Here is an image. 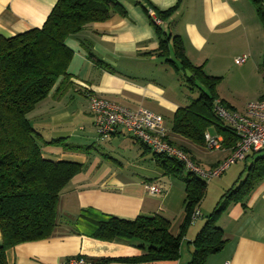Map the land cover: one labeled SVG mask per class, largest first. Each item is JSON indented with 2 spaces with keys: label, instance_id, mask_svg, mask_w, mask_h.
Listing matches in <instances>:
<instances>
[{
  "label": "crops",
  "instance_id": "1",
  "mask_svg": "<svg viewBox=\"0 0 264 264\" xmlns=\"http://www.w3.org/2000/svg\"><path fill=\"white\" fill-rule=\"evenodd\" d=\"M57 1L0 0V35L11 37L42 27ZM149 1L161 10L180 1L179 9L158 25L165 34L180 36L194 66H202L207 75L220 78L215 102L243 112L249 102L264 96V26L251 0H119L126 15L114 13L108 20L90 24L66 39L74 51L68 67L73 86L56 97L54 91L61 78L57 81L51 95L40 104L34 126L47 141L66 138L68 143L88 149L43 146L47 158L81 163L83 168L61 194L58 225L52 236L10 247L9 264H65L80 256L103 264L97 260L142 254V249L130 240L106 241L89 236L78 220L87 208L127 220L160 213L171 219V234L177 236L183 230L187 217L185 183L165 175L155 164L149 147L126 130L101 140L93 123L88 91L130 108L144 106L161 114L170 140L186 148L203 168L214 167L233 153L238 140L234 144L226 140L215 126L207 133L220 139L221 148L212 150L172 130L177 110L189 105L200 90L192 89L182 75L184 71L177 73L168 59L157 53L160 33L151 21L152 15L145 11V7L153 9ZM86 46L106 66L96 65L88 57ZM242 56L246 60L237 63ZM125 149L134 153H126ZM258 156L249 153L242 161L243 167L231 172L216 202L207 203L206 192L198 214L182 233L181 255L173 264H190L194 241L207 216L224 201L227 191L248 176V161L251 165ZM233 164L216 178L223 179ZM148 184H160L165 190L152 194ZM217 224L224 232L226 245L209 255L205 264H264V176L255 179L253 189L242 200L230 201Z\"/></svg>",
  "mask_w": 264,
  "mask_h": 264
},
{
  "label": "trees",
  "instance_id": "2",
  "mask_svg": "<svg viewBox=\"0 0 264 264\" xmlns=\"http://www.w3.org/2000/svg\"><path fill=\"white\" fill-rule=\"evenodd\" d=\"M251 1L264 26V0ZM149 4L163 21L180 7V1L166 10L150 1ZM145 11L150 15L148 7ZM114 13L127 14L119 0H58L42 27L11 37L0 35V264H9L7 250L10 247L48 239L58 225L61 194L83 165L47 158L43 146L54 144L81 151L88 148L72 145L66 138L45 140L34 126V116L60 78L54 96H63L73 86L68 67L74 51L66 39L90 24L108 20ZM151 21L160 33L161 46L157 53L165 56L177 73L184 71L182 75L192 89L197 87L200 90L189 105L177 110L172 130L205 145L207 130L215 126L226 140L230 139L234 144L238 140L237 134L215 111L216 87L220 78L207 75L202 66H194L186 55L180 36L165 34L154 19ZM86 48L88 57L96 65L106 66L89 46ZM186 70L192 73L190 77ZM177 147L189 155L186 148ZM152 154L155 164L165 175L185 183L187 217L183 230L177 236L171 234V219L160 213L127 220L95 208L83 209L78 220L89 236L106 241L127 239L142 249L138 257L102 258L97 260L100 263L173 264L180 258L182 233L206 195L208 180L174 156ZM248 171V176L227 191L224 201L207 216L194 241L190 264H205L209 255L225 247L226 239L217 224L218 218L230 201L242 200L243 195L253 189L255 179L264 176V157L259 155L248 166Z\"/></svg>",
  "mask_w": 264,
  "mask_h": 264
},
{
  "label": "built area",
  "instance_id": "3",
  "mask_svg": "<svg viewBox=\"0 0 264 264\" xmlns=\"http://www.w3.org/2000/svg\"><path fill=\"white\" fill-rule=\"evenodd\" d=\"M149 13L157 24L162 21L153 9ZM246 56L236 59L241 64ZM89 107L93 114L94 126L101 140L109 139L113 134L126 130L135 139L144 143L154 153H166L185 162L187 168L195 171L207 180L220 177L234 162L243 161L249 153H258L264 157V96L247 104L243 112L230 110L221 101L215 104L218 116L226 122L238 136L233 153L214 167L203 168L190 156L172 143L165 119L144 106L130 108L120 103L109 101L88 91ZM206 145L209 149L221 148L218 137L206 133ZM147 190L152 194H162L164 188L160 184H148ZM198 211L194 213L197 215ZM65 264H95L85 257L71 258ZM226 264H230L226 262Z\"/></svg>",
  "mask_w": 264,
  "mask_h": 264
},
{
  "label": "rangeland",
  "instance_id": "4",
  "mask_svg": "<svg viewBox=\"0 0 264 264\" xmlns=\"http://www.w3.org/2000/svg\"><path fill=\"white\" fill-rule=\"evenodd\" d=\"M199 94H196V96H198ZM126 151V153H131L133 154L134 152H131L130 150H124ZM260 155V154H258ZM262 156V155H261ZM250 161H248V165H250ZM244 162L242 161H237L234 162V164L232 165V167L230 168V171H228L226 173V175L224 176L223 179H219V178H215L212 181L208 180V187H207V193H208V197H207V203H213L216 202L218 199V193H219V189L221 187H223L225 184H227V180L229 179V176L231 174V172H233L235 170V168H237L238 166H242L243 167Z\"/></svg>",
  "mask_w": 264,
  "mask_h": 264
},
{
  "label": "water",
  "instance_id": "5",
  "mask_svg": "<svg viewBox=\"0 0 264 264\" xmlns=\"http://www.w3.org/2000/svg\"><path fill=\"white\" fill-rule=\"evenodd\" d=\"M186 74H187L188 77L191 76V72L189 70H186Z\"/></svg>",
  "mask_w": 264,
  "mask_h": 264
}]
</instances>
